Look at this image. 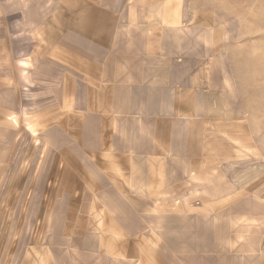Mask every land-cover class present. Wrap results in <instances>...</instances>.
<instances>
[{
  "label": "crops",
  "instance_id": "crops-1",
  "mask_svg": "<svg viewBox=\"0 0 264 264\" xmlns=\"http://www.w3.org/2000/svg\"><path fill=\"white\" fill-rule=\"evenodd\" d=\"M218 3L4 0L0 207L31 204L14 216L19 235L30 229L34 246L47 233L72 246H139L153 234L157 188L170 186L174 164L198 172V127L233 105L225 71L240 22ZM5 121L37 148L27 181ZM10 217L0 213V246H12Z\"/></svg>",
  "mask_w": 264,
  "mask_h": 264
},
{
  "label": "rangeland",
  "instance_id": "rangeland-1",
  "mask_svg": "<svg viewBox=\"0 0 264 264\" xmlns=\"http://www.w3.org/2000/svg\"><path fill=\"white\" fill-rule=\"evenodd\" d=\"M218 4L240 22L225 71L233 105L217 107V116L198 127V172L174 164L170 186L157 188L147 207L153 234L144 242L140 236L139 246H72L65 236L47 233L42 246H34V234L26 229L29 234L19 235L14 217L29 215L31 204L11 201L0 207L15 225L12 246H0V264H264V0ZM3 5L0 0V20ZM14 122H4L12 128L5 133L11 163L18 172L19 150L26 152L21 161L27 181L35 172L24 160L37 148Z\"/></svg>",
  "mask_w": 264,
  "mask_h": 264
}]
</instances>
